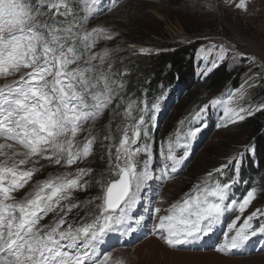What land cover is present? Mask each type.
<instances>
[{"label":"snow or ice","instance_id":"6c2138e0","mask_svg":"<svg viewBox=\"0 0 264 264\" xmlns=\"http://www.w3.org/2000/svg\"><path fill=\"white\" fill-rule=\"evenodd\" d=\"M236 7L247 10L246 0H239ZM69 13L68 0H0V78L6 81L0 86V138L4 140L0 143V157H4L0 160V264H112L111 252L104 247L108 239L136 232L145 220L153 222V233L172 248L203 242L222 225L226 230L215 250L223 254L243 250L258 234L264 235V209L241 219L257 198L258 189L251 187L239 200L232 195L245 152L236 153L207 173L167 209L157 206L164 202L158 199V190L156 200L142 196L157 179L147 161L141 165L137 160L139 155L150 153L149 129L155 116H149L147 103L134 108L129 102L123 112L125 123L118 127L119 142L107 146L109 169L115 179L101 184L102 195L74 200L76 192L89 187L86 177L93 171L76 168L38 181L33 191L16 198L14 193L38 171L22 167L30 160L34 165L45 159L50 165L71 168L92 156L97 135L85 125L94 124L106 110L115 111L112 106L118 108L123 100L125 85L116 77L125 73H113L110 63L105 68L109 49L92 51L99 40H112L118 33L102 27L88 30L76 21L56 19L67 18ZM150 51L139 49L141 54ZM210 51L218 55L211 67H206L207 72L217 67L229 50L223 44H212ZM201 52L207 58L209 50L202 48ZM236 56L243 54L233 53V58ZM246 84L252 87L255 78ZM245 93L242 85L226 98H213L186 118L190 125L198 126L190 127L182 138L161 143V183L174 178L185 165L192 142L206 127L210 109L222 107L217 127L264 110L241 103ZM151 108L158 112L159 100ZM85 131L87 135L78 139ZM111 139L110 135L103 137L104 141ZM17 145L23 151H15ZM6 150L13 151L10 155ZM17 156L22 158L17 160ZM230 167L233 176L222 182L219 177H225ZM145 198L149 202L143 213L133 216ZM97 200L100 203L96 204ZM92 205L96 211L89 210ZM75 209L84 215L77 211L70 219ZM49 214L52 220L41 223Z\"/></svg>","mask_w":264,"mask_h":264},{"label":"rangeland","instance_id":"374dc122","mask_svg":"<svg viewBox=\"0 0 264 264\" xmlns=\"http://www.w3.org/2000/svg\"><path fill=\"white\" fill-rule=\"evenodd\" d=\"M80 1L82 5L78 7V11H80L79 14H82V16L81 19L78 18V23L88 30L102 27L112 33H118L112 40H99L92 50L93 52H101L106 48L110 50V56L107 58L105 68L110 63L113 73H126L128 66L133 63L132 61L137 56L151 55L168 50L167 47L163 46L166 42L183 45L196 40L203 42L196 55V77L200 78V82L205 81L223 61H228L229 68L237 71L236 78L229 81L220 92L214 93L215 95L205 93L203 94V100L194 99L193 101L192 99V97L200 96L202 93L200 88L194 86L197 80L188 82L185 87L179 84L175 90L169 88L167 91H163L161 88L152 102L159 100V111L153 113L149 109L148 112L149 116H155L154 121H152L153 126L149 129L150 153L148 156L141 154L137 157L141 165L147 161L154 168L157 179L151 182V190L146 194L142 193V196H151L153 200H156L155 193L158 190V199L164 202L157 203V206L167 209L176 201L181 200L186 193L190 192L193 186L200 182L207 173L227 163L228 159L236 153L245 152L240 171L248 163L246 154H251L255 158V142H251L248 145H239L241 141L237 143L228 139L229 143H227L225 129L233 127L241 121L229 124L226 127H217L218 120L222 116V107L217 106L209 110L206 120L208 126L207 128H202L204 131L211 129V132H208V135L206 133L203 134L204 136L187 166L181 169L174 178L168 179L163 183L159 180L163 163L160 156L161 143L166 142L169 138L173 140L178 137L182 138L190 127L198 126L190 125L186 118L192 112L198 110L199 107L209 103L213 98H226L228 93L235 92L242 85L246 87V98L241 103L245 104V106L251 104L264 107V0H246L247 10L236 7L239 0H186L180 9L162 4L158 0ZM92 5L95 7L93 12L90 13L88 8ZM181 19L184 20L191 31L197 29L200 33L203 31L201 35H190ZM212 44H223L229 51L223 61L217 62V67L207 72L205 70L206 67H211V61L216 59L218 55V52L210 51ZM141 48H148L151 51L147 54H141L139 52ZM202 48L209 50L207 58H205L206 53L201 52ZM233 53H240L243 56L233 58ZM244 55H247L248 58H244ZM251 57H254L255 60L250 59ZM121 77L118 75L116 78L120 80ZM250 78H255V84L248 88L246 82ZM8 79H18V77H9ZM5 83V79L0 78V86ZM126 92L125 86L121 93L123 100L119 103V107L117 108L116 105L112 106L115 111L112 109L106 110L103 116L94 124L89 122V124L85 125V129L92 128L94 134L97 135L92 156L82 162H78L71 168L50 165L45 159H39V163L34 165L30 160L27 165L22 167H36L38 171L28 184L14 193L16 198L21 199L33 191L38 181L63 172H74L76 168H91L93 171L90 176L86 177L90 181L89 187L86 191L76 192L74 200L85 201L102 195L101 184L109 179H115L109 169L107 146L109 144L116 145L119 142L121 133L118 127L123 126L125 123L123 112L127 104L132 102L134 108L139 107L135 100H127L125 97ZM161 97L163 98L160 99ZM150 102L145 99L142 101L141 106L147 103L149 108ZM257 112L254 111V114ZM135 114L137 113L134 112ZM212 118L215 123L210 126L209 123L212 122ZM182 120L186 122L181 124ZM230 132L233 133V136H239L241 131L236 129ZM85 135H87L86 131L78 139H82ZM105 135H110L112 139L104 141L103 137ZM14 150L23 151L19 145ZM6 151L11 155L13 150ZM114 152L115 147H113ZM15 158L18 160L22 157L17 156ZM3 159L4 157H0V160ZM226 173V179L231 178L234 174L231 167L226 170ZM219 178L222 180L224 177ZM237 179L238 183L241 182L240 176ZM251 187L258 189L257 198L247 208L241 219L250 215L256 209H264V195L261 182L257 178H254L253 181L251 180V184L248 187L243 185L237 189L233 188V191L240 192L242 189L240 197L242 198ZM148 202V199L145 198L141 205L133 211L132 215L142 214L144 206ZM95 203L98 204L100 201L97 200ZM89 210L96 211L95 206H90ZM77 211L80 210H73L69 218L76 216ZM161 214H166V212L162 211ZM80 215L83 216L84 212L80 211ZM51 220L52 214H49L41 223L46 224ZM225 228L226 225H223V231ZM136 233L135 239L130 238L123 245L120 243L124 241L120 239L119 242L112 244L107 249V251L111 252L112 264H264L263 249L251 253L254 246L227 254L217 252L215 246L222 242L221 229H218L211 236H220L218 241L214 239L210 243V237L199 243L200 246L182 248H172L166 245L160 236L153 233V222L151 220H145L138 227ZM258 240H260V245L264 244V238H256L254 243L256 244Z\"/></svg>","mask_w":264,"mask_h":264},{"label":"trees","instance_id":"16d2710c","mask_svg":"<svg viewBox=\"0 0 264 264\" xmlns=\"http://www.w3.org/2000/svg\"><path fill=\"white\" fill-rule=\"evenodd\" d=\"M162 4L169 5L172 8L180 9L186 0H158ZM71 8L77 9L80 6V0H68ZM188 10V9H186ZM190 10V9H189ZM188 10V11H189ZM77 13L68 15V19H77ZM81 19L82 14H79ZM72 16V17H70ZM64 19L63 22L67 23L63 16L58 18ZM182 23L185 25V29L191 35H201L203 31L194 30L191 31L183 19ZM199 32V33H198ZM203 42L196 40L192 43L175 45V43H164L163 46L167 47L168 50L160 51L151 55L137 56L133 63L127 68L125 75L120 80L124 82L127 92L125 97L127 100H135L139 106L143 100L147 99L150 103V109L155 96L160 92L161 88L163 91H167L169 88L174 90L176 83H181L183 87L188 82H195L196 80V54L198 48ZM237 71L230 69L228 61L218 66L205 81L200 82L197 79L196 88L202 90L201 95L192 97L194 99H204L203 94H217L224 86L236 78ZM184 83V84H183ZM199 86V87H198ZM187 89V88H186ZM214 94V95H215ZM202 96V97H201ZM192 101V102H193ZM214 124H212L213 126ZM238 129L241 131L239 136H233L230 131ZM226 140L231 142L241 141L239 145H248L251 142H255V158L251 154H246L248 163L241 170V175L247 180L246 187L251 184V180L257 178L261 182V188L264 195V110H260L257 113L246 117L243 121L237 123L235 126L225 129ZM211 132V129H206L204 133ZM228 133V135H227ZM232 134V136H231Z\"/></svg>","mask_w":264,"mask_h":264},{"label":"bare ground","instance_id":"6f19581e","mask_svg":"<svg viewBox=\"0 0 264 264\" xmlns=\"http://www.w3.org/2000/svg\"><path fill=\"white\" fill-rule=\"evenodd\" d=\"M90 1H93V0H90ZM109 7H111V6H109ZM245 98H246V94H245L244 99H245ZM242 101H243V100H242ZM0 143H4L3 138L0 139ZM225 230H226V228H225ZM132 234H134L135 236L137 235L136 232H134V233H132ZM132 234H130V235H117V236H116V240L119 239V238H123L124 240H128V239L131 237ZM219 238H220V237L216 238L215 240H217V239H219ZM104 247H105V246H104ZM105 250H106V248H105Z\"/></svg>","mask_w":264,"mask_h":264},{"label":"water","instance_id":"95a60500","mask_svg":"<svg viewBox=\"0 0 264 264\" xmlns=\"http://www.w3.org/2000/svg\"><path fill=\"white\" fill-rule=\"evenodd\" d=\"M245 57H248L247 55H245Z\"/></svg>","mask_w":264,"mask_h":264}]
</instances>
